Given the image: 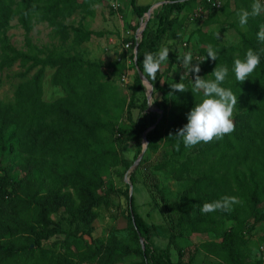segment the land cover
Masks as SVG:
<instances>
[{"label": "trees", "instance_id": "1", "mask_svg": "<svg viewBox=\"0 0 264 264\" xmlns=\"http://www.w3.org/2000/svg\"><path fill=\"white\" fill-rule=\"evenodd\" d=\"M129 1L134 14L143 18L149 6ZM216 1L165 0L151 13L138 41L136 64L142 71L145 53H157L169 41V34L179 37L186 22L198 20L200 25L186 40L191 47L184 54L195 49L193 63L200 62L199 75L204 79H214L211 72L216 65L229 70L222 86L237 96L232 117L235 130L222 140L186 148L175 134L187 123L190 109L201 102L202 93L191 91L194 73L183 75L180 82L189 89L182 93L173 92L169 77L161 80L173 65H182L183 54H169L167 67L150 81L152 97L157 92L154 104L160 115L147 106L145 87L133 60L137 42L133 35L123 39L129 43V63L87 60L78 51L77 47L104 32L88 29L82 20L77 24L66 21L77 12L91 16L94 0H0V70L16 63L22 68L16 73L21 81L13 98L0 99V264H195L194 253L185 260L175 238L197 234L212 235L197 249L221 264H263L262 257L248 256L257 244L249 234L264 222V42L257 39L264 13L250 16L245 30L237 13L250 11L253 0H222L214 7L211 2ZM222 17L236 19L228 24L237 33L233 43L215 36L216 31L227 30ZM15 19L24 32L25 49L13 45L7 35ZM151 20L156 21L155 28ZM40 23L47 24L60 45L70 41L71 51L33 43L29 33ZM209 45L217 51L215 61L205 59ZM249 48L260 54V64L241 83L235 78L234 60L243 59ZM48 70L49 84L59 91L45 100ZM128 72L129 97L120 93L118 85ZM140 94L144 95L141 102ZM136 131H146L149 151L166 150L153 169L175 181H186L168 227L146 223L134 210L133 197L129 200L128 184L116 188L104 178L111 169L118 176L127 172L131 163L119 150L131 137L127 133L135 136ZM134 176L133 170L130 182ZM115 193L125 197L124 214L134 246L121 243L115 235L92 239L99 209L110 206ZM225 195L239 200L232 210L201 213L203 203ZM138 233L144 238V248ZM159 233L168 234L166 247L152 244V237ZM51 237L57 238L45 245ZM172 245L178 251L177 260L172 258ZM131 255L139 259L126 262Z\"/></svg>", "mask_w": 264, "mask_h": 264}, {"label": "rangeland", "instance_id": "2", "mask_svg": "<svg viewBox=\"0 0 264 264\" xmlns=\"http://www.w3.org/2000/svg\"><path fill=\"white\" fill-rule=\"evenodd\" d=\"M153 0H140L142 4H152ZM220 4H222V0H218ZM110 7L107 2L101 4V12L110 14ZM121 11H124L123 9ZM79 12L75 13L69 20L66 22L69 24H77L78 21L81 19ZM146 14V13H145ZM144 14V17H145ZM119 16V15H118ZM132 17L130 21L126 23L124 18H122V22L125 24L123 25V29H119L114 23H112V31L114 33V38L116 39V49H122V59L121 61H127L129 63V53L130 48L124 47L126 42L123 41L125 37H129L133 35L135 37L137 30L140 28V23L143 21V18H140V22L138 21L135 14L132 13ZM120 17V16H119ZM152 17V16H151ZM199 19H202L201 16H196ZM150 19V18H149ZM134 21V23L132 22ZM224 25H226V31H216L215 36L218 40L224 43H233L237 40V33L236 31L228 27L230 22H235V18H223ZM188 22H186L187 24ZM199 23V21H198ZM88 29H97V30H104V25L102 22L98 21L97 23H88L84 24ZM152 28H155L156 21L151 20ZM191 24H187L185 29L183 30V34H180L179 37H176L174 34H169L168 37L169 41L163 44L162 47H168L170 49L169 54L172 52L177 53L178 55L184 54L187 48L191 47L187 45L186 40L189 35L191 29H188ZM216 25H212L211 28H214ZM23 30L17 24L16 19L10 22V27L7 31V35L10 38V41L13 45H15L19 49H25L24 46V38H23ZM29 36L33 43L43 46H55L56 48H60L62 50L69 49L71 51L72 46H70V41L65 42L63 45H60V41L53 37L51 34V29L47 26L46 23L37 24L29 33ZM139 36V35H138ZM109 37V36H108ZM108 37H102L101 39L98 37L93 36L89 43L82 44L81 46L77 47L78 51L81 53L82 57L87 60H104L105 63L109 62L110 59L106 57L107 49H108ZM164 39V38H163ZM172 42V43H171ZM187 47V48H186ZM191 53H195V49L191 48L189 50ZM175 56V55H174ZM177 56V55H176ZM110 58L111 55L109 56ZM118 58V55L115 54L113 59ZM168 65V60L161 65V70H164L165 67ZM22 68L18 65V63L14 64L10 68H6L0 70V99L3 101H10L13 98V91L16 84L21 81L19 77L16 76V73L21 71ZM32 70L29 74L31 75ZM51 71L48 70L44 81L43 86V98L45 100H49L50 98L55 97L58 94V88H54L49 84L48 76L50 75ZM187 72L183 69L182 65H173V68L169 74L166 76L161 77L163 81L166 77L170 83H179L181 81V76L186 74ZM130 73L128 72L127 76L125 75L124 79L118 81V85L120 88V93L129 97V92L127 90V84L130 82ZM154 88L152 86V94ZM146 96V92H144ZM140 94L138 96L139 102L142 101L144 96ZM157 96V92H154V97H151L150 103L152 108H156L154 104V99ZM134 115H136V110L134 111ZM125 126H129L127 121L124 123ZM133 133L128 132L127 136H131L127 142H125L119 150L121 156L127 158L131 165L134 163L136 158L138 157L142 146L144 145V140L142 138V134L138 131L135 132V136ZM165 149L158 150L157 152H151L149 149L146 148L143 157L137 164V167L134 169L135 176L132 183V197H133V204L134 210L140 215V217L148 224H155L158 226L168 227L170 223L173 221V217L176 210V198L178 193L185 187L186 181H175L166 176L163 172H156L153 169V165L157 164L164 156H165ZM130 165V166H131ZM122 171V168H120ZM126 173V172H124ZM124 175L118 176L114 174L113 169H111L106 175L105 179L111 182L114 187L116 188H124L127 182L124 180ZM155 186L159 188L163 193V200ZM125 209H126V200L125 197L121 194H112L110 197V206L108 207H100L99 209V216L93 222V233L92 239L93 240H106L110 238V236L115 235L118 237L121 243L129 244L134 246L133 239L131 238V233L128 228V221L125 216ZM58 219V218H57ZM63 226L65 229H69V225L66 222H63ZM228 226V223H226ZM250 238L253 242L257 243L253 245L251 251L249 253V259H256L258 257H264V222H261L254 226L251 233L249 234ZM89 237V236H88ZM57 237H51L48 241L44 242L45 245L49 246L50 243L54 242ZM87 238V236H86ZM212 235H203L197 234L192 235L188 238L184 237H176L175 241L177 245L181 247L183 252V258L187 260L191 254L194 253V263L195 264H221L216 259L211 258L209 255H205L201 250L197 249V246L200 242L204 240L211 239ZM151 242L153 245L159 247H166L168 242V234L167 233H159L155 234ZM172 252L173 260L178 259V251L174 247V245L170 246ZM196 256V259H195ZM139 257L137 256H127L125 258L126 262H136ZM264 263V260H263Z\"/></svg>", "mask_w": 264, "mask_h": 264}, {"label": "clouds", "instance_id": "3", "mask_svg": "<svg viewBox=\"0 0 264 264\" xmlns=\"http://www.w3.org/2000/svg\"><path fill=\"white\" fill-rule=\"evenodd\" d=\"M117 3H113V7H118ZM264 13V2L262 0H253L250 11L240 10L238 22L242 29L246 30L249 17H257ZM257 39L264 42V24H262L257 32ZM170 49L162 47L157 53H145L143 58L142 84L156 80V75L161 69V65L169 59ZM207 56L215 61L218 58L217 51L212 45L207 47ZM204 59V60H205ZM260 54L249 48L243 59L234 60L233 71L238 82H244L259 66ZM182 67L189 73H194L192 79L191 91L193 94L202 93V100L196 103L186 114L187 123L177 130L175 134L182 138L186 148H192L197 144L209 143L215 140H222L225 135L231 134L235 130V124L232 119L235 106L238 103L237 96L231 89L222 86L228 76L227 66H217L211 72L214 79H204L199 75L200 62L193 63V55L191 52L182 56ZM183 75L181 76V80ZM173 92H185L189 88L182 82L170 84ZM152 104V103H150ZM179 150V144H177ZM239 203L235 196H222L220 199L212 202L203 203L200 208L201 213L207 214L217 210L230 211L232 206Z\"/></svg>", "mask_w": 264, "mask_h": 264}, {"label": "crops", "instance_id": "4", "mask_svg": "<svg viewBox=\"0 0 264 264\" xmlns=\"http://www.w3.org/2000/svg\"><path fill=\"white\" fill-rule=\"evenodd\" d=\"M111 1L112 0H94L93 5L91 6V10H93V14L91 16L90 15H84L82 12L78 13L80 15V17H81L80 20H82V22L84 24H88V23H92V22L97 23L98 21L102 22V25L105 24L104 25V30H102V29L101 30H97L96 29V31H103L104 35L102 37H108L109 36L108 37V49H107L108 53L106 55V57L108 59H110L109 61L114 60L113 57H114L115 54L118 55L119 59H122L121 58L122 57L121 54L123 52V50L120 49V48L116 49V46H115L116 45V39L114 38V33L111 32L112 31L111 29L113 27L112 23H114L119 29L122 30L123 29L122 27L125 24L124 22H122V18H124L126 23H128L130 21V18L132 17V19H133V17H134V16H132V13L134 14V12H133V9L131 7V4H130L129 0H117L121 4V8L119 9V12H115L113 9H110V11H111L110 14L101 12L100 11L101 10V4H104L105 2H107L108 5H109V3ZM153 1L154 2L152 4H142V3H140V0H135L137 5L149 6L148 10H151V13H153L154 11H158V9L161 8V5L165 2V0H153ZM122 9L124 11H121ZM184 14H185V11L180 13V17L184 16ZM135 17H137V16L135 15ZM150 17H151V14H150ZM137 19L140 22V19L138 17H137ZM134 21L132 20L133 23H134ZM187 24H191V26H188L189 27L188 29L193 30V29H195L196 27H198L200 25V22L198 23V20L197 21L196 20H194V21L191 20ZM187 24H185V25H187ZM91 30H95V29H91ZM102 37H98V38L101 39ZM90 40H92V39H90ZM90 40L85 42L84 44L89 43ZM165 42H167V41H165ZM110 55H111L112 58L109 57ZM102 61H104V60L102 59ZM171 254H172V252H171ZM210 257L214 258L212 256H210ZM195 259H196V256H195ZM214 259H216V258H214ZM263 260H264V257H263ZM216 261H219V260L216 259Z\"/></svg>", "mask_w": 264, "mask_h": 264}, {"label": "water", "instance_id": "5", "mask_svg": "<svg viewBox=\"0 0 264 264\" xmlns=\"http://www.w3.org/2000/svg\"><path fill=\"white\" fill-rule=\"evenodd\" d=\"M162 4V3H161ZM150 14H151V10H148L145 14V17L140 25V28L137 30L138 33V39L137 42L133 48V60H134V65L136 67V71L138 72V75L142 81V71L137 67L136 64V55H137V47H138V41L140 40L141 36H142V32L143 29L148 21V19L150 18ZM144 87H145V92H146V98H147V106L150 110H156L159 112V114L161 115V110L158 108H152L151 104H150V98L152 97V84L150 82H144L143 83ZM159 115V117H160ZM152 128V127H150ZM148 128V129H150ZM142 138L144 140V145L142 146V149L138 155V157L136 158V160L134 161V163L129 167V169L127 170V172L124 175V180L125 182L128 183L129 186V190H128V195H129V200H131L132 197V183L130 182V174L131 172L137 167V164L139 163V161L141 160V158L143 157V154L147 148V140H146V131L142 133ZM138 238L141 244V247L144 248V238L138 233Z\"/></svg>", "mask_w": 264, "mask_h": 264}, {"label": "built area", "instance_id": "6", "mask_svg": "<svg viewBox=\"0 0 264 264\" xmlns=\"http://www.w3.org/2000/svg\"><path fill=\"white\" fill-rule=\"evenodd\" d=\"M209 1V0H208ZM113 3H117L119 6L118 7H113ZM211 4L214 6V7H219L220 6V3L218 1L216 2H211ZM109 6L111 9H113L115 12H119V9L121 8V4L117 1V0H112L110 3H109ZM142 23V21H141ZM140 23V24H141ZM135 38L136 40L138 39V34L135 35ZM125 48L129 47V43H125L124 45ZM118 60H120L119 58H117ZM130 62V61H129Z\"/></svg>", "mask_w": 264, "mask_h": 264}]
</instances>
